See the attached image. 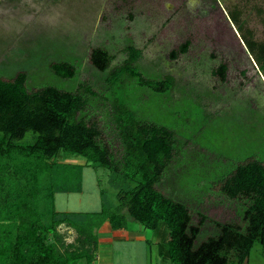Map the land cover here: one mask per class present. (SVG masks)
Here are the masks:
<instances>
[{
    "label": "rangeland",
    "instance_id": "obj_1",
    "mask_svg": "<svg viewBox=\"0 0 264 264\" xmlns=\"http://www.w3.org/2000/svg\"><path fill=\"white\" fill-rule=\"evenodd\" d=\"M231 10L238 11L256 39L264 40V0H0V76L9 79L24 70L31 89L53 84L76 90L91 84L102 97L93 99L83 115L99 121L104 138L115 143L109 70L92 64V48H106L113 55L112 67L124 63L129 45L142 50L138 66L144 75H171L174 87L160 95L127 77L126 84L113 88L141 118L175 132V159L161 189L213 220L246 226L243 212L249 202L227 198L221 186L240 163L264 160V72L240 41L228 18ZM189 39V51L173 57L172 51ZM59 60L74 63L76 77L55 75L51 64ZM221 63L228 65L225 81L213 74ZM109 176L103 167L84 166L83 191L57 193L56 208L98 211L103 207L101 188L107 190V204H117L118 190ZM40 207L48 209L45 222L51 223L52 206L40 200ZM193 217L198 223L200 215L193 212ZM207 224L202 239L214 231ZM129 225L144 229L131 218ZM57 229L65 242L75 241L74 227L62 223ZM143 231L153 237L151 230ZM147 248L144 241L115 240L99 247L96 264H148ZM155 249L153 264H174L163 263ZM227 264H238L234 253ZM244 264H264L259 240Z\"/></svg>",
    "mask_w": 264,
    "mask_h": 264
},
{
    "label": "trees",
    "instance_id": "obj_2",
    "mask_svg": "<svg viewBox=\"0 0 264 264\" xmlns=\"http://www.w3.org/2000/svg\"><path fill=\"white\" fill-rule=\"evenodd\" d=\"M228 16L264 72V40L256 39L238 11ZM191 45V39L186 40L172 51L173 57L188 52ZM141 55L142 50L129 45L124 63L112 67L113 55L106 48H92V64L109 70L115 143L104 138L99 121L83 115L93 99L102 97L91 84L76 90L53 84L31 89L24 70L9 79L0 76V264H96L102 227L108 223L112 230H128L130 218L153 232L147 241L156 246L163 263L227 264L234 253L238 264H244L255 241L264 245V160L240 163L221 186L227 198L249 202L243 212L246 226L213 220L161 189L175 159V132L141 118L113 88L126 84L129 77L160 95L170 92L175 78L146 77L138 66ZM51 70L63 79L77 75L69 60L53 62ZM227 70L221 63L213 74L225 81ZM28 133L32 136L24 141ZM73 158L86 163L63 162ZM87 165L109 171L118 203L107 204V190L101 188L100 210L58 211L56 193L82 192ZM40 200L53 208L49 224L48 209L40 207ZM193 212L200 215L198 223ZM208 221L214 231L202 239ZM62 223L76 229L74 242H65L58 231Z\"/></svg>",
    "mask_w": 264,
    "mask_h": 264
},
{
    "label": "crops",
    "instance_id": "obj_3",
    "mask_svg": "<svg viewBox=\"0 0 264 264\" xmlns=\"http://www.w3.org/2000/svg\"><path fill=\"white\" fill-rule=\"evenodd\" d=\"M58 193H60V192H58ZM56 195H57V193H56ZM56 195H55V207H56V200H57ZM58 211H60V210H58ZM130 228L131 227H129V230H112L108 223L105 224L100 231L99 247L106 245V244H110L115 240L116 241H134L135 243H137L139 241L140 242L144 241L148 245L145 257L146 258L148 257V264H153L152 263L153 257L151 256V253L153 252L152 250H154V247L156 248V246L153 244L152 245L149 244V242L147 240L150 238L147 237L146 232L143 231L144 229L135 230V229H130ZM155 252L157 254L156 249H155ZM156 260H157V256H156ZM102 264H112V263H105L104 262Z\"/></svg>",
    "mask_w": 264,
    "mask_h": 264
}]
</instances>
